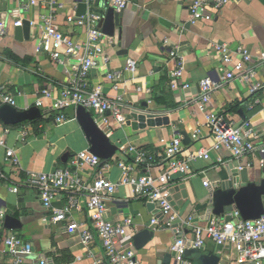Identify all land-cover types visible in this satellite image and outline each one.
Returning <instances> with one entry per match:
<instances>
[{
  "label": "crops",
  "instance_id": "crops-1",
  "mask_svg": "<svg viewBox=\"0 0 264 264\" xmlns=\"http://www.w3.org/2000/svg\"><path fill=\"white\" fill-rule=\"evenodd\" d=\"M59 1L61 7L55 10V23L62 34L76 42H85L88 28H80L77 23L82 17L97 13L100 15L104 40L113 41L110 47L106 42V51L112 57V62L91 72L88 78L90 88L101 87L104 96L110 100L122 98L126 106L124 116L132 107L166 114L171 120L169 126L135 131L131 126H120L110 116L108 124L100 127L119 151L106 163L108 166L104 164V167H108L106 176L114 183L120 181L122 172L119 163L128 160L126 151L131 146L150 156L149 164L138 168V175L157 176L167 144L174 137H182L178 132H186L191 139L187 149H207L211 159L194 162L192 171L195 175L192 178L184 181L183 176L179 175L169 183L170 191L176 190L172 194V201L178 208L176 212L181 221L192 217L195 226L208 225L210 216L204 206L213 188L205 187V180L214 186L216 182L221 184L230 177L232 164L239 170L247 169L251 181L264 172V166L260 164L264 155L260 151L242 160L226 152L215 151L208 116H223L237 124H251L258 134L256 147H263L264 70H257L249 84L238 80L223 82L212 94L211 102L206 104H202L200 82L207 78L220 81L227 71L222 65L221 55L216 52V45L227 44L232 50L241 45L255 52L264 50V0H232L222 10L211 8V21L195 23L189 12L193 0H129V6L123 10L122 30L120 26H115L113 36L104 31V23L101 26L111 7L99 0L90 3L83 0ZM29 2L0 0V18L7 26L6 35H0V89L4 88L15 99L14 107L19 110L36 106L40 90L50 89L58 98L62 86L73 79L71 67L76 62L74 57L65 55L64 63L60 64L49 53L38 52L41 38L39 27L43 25V16L51 12L49 6L41 1L22 16L14 15ZM18 20L30 23L29 40L23 34L17 37L14 24ZM172 53L178 54L185 65L184 76L177 90L170 86L169 73L177 68L180 59L173 58ZM129 59L136 61L138 68L133 74H124L119 89L115 91V83L107 81L106 75L112 70H124ZM256 65L254 60L251 67ZM183 84H189V88L183 89ZM252 85L260 87L253 92ZM40 110L43 121L38 124L26 122L8 126L0 121V141L6 143L5 147L0 146V222H4L3 215L9 214L22 223L19 230H8L4 228V223L0 225V264H19L16 258L3 253L1 242L9 235L20 237L33 248L32 254L22 255L21 264H40L44 259L49 264H98L104 260L100 240L95 238L91 244L84 246L79 235L67 231L65 223L44 224L42 220L50 212L44 208L39 190L30 185H20L33 176L67 167L72 154L90 151V144L76 119L77 109L64 110L68 119L61 124L54 122V113L50 117L44 109ZM197 129L201 130V136L196 141L192 137ZM8 149L16 151L21 166L14 167L6 161ZM219 158L222 162H219ZM83 173L87 181L94 182L99 171L93 169ZM15 186L19 187L18 193L11 191ZM66 203L65 192L60 193L52 210L63 209ZM106 206L109 221L119 223L131 216L138 225V232L144 229L155 232L154 239L141 250L134 247L133 238L121 242L120 250L131 258V264H178L171 248L178 239L177 234L191 235L189 227L181 224L177 228L178 233H175L173 228L165 230L152 226L154 218L165 219L154 205L138 198L131 186H120L114 200L107 202ZM75 219L89 228L85 210L76 213ZM200 252L229 257L230 264H236L238 258L236 247H218L209 240ZM167 255L170 256L168 260ZM186 261V264H198Z\"/></svg>",
  "mask_w": 264,
  "mask_h": 264
},
{
  "label": "built area",
  "instance_id": "built-area-1",
  "mask_svg": "<svg viewBox=\"0 0 264 264\" xmlns=\"http://www.w3.org/2000/svg\"><path fill=\"white\" fill-rule=\"evenodd\" d=\"M41 1L49 6L51 13L42 18L43 25L39 27L41 38L38 52L49 53L51 58L60 64L64 63L65 55L74 57L76 62L71 67L73 79L62 86L60 96L54 97V93L50 89L40 90L37 93L36 106L44 109L48 116L54 113L52 117L56 124L67 121L68 118L64 113L67 108L83 107L94 114L99 126L108 124L110 116L120 126H127L126 116H124L126 106L122 98L117 97L115 100H110L104 96L101 87L90 88L88 85V78L93 70L108 66L112 62V57L106 51V42L110 47L113 41L111 39L104 40V33L100 28V15L91 13L78 21V27H87L88 33L85 42H76L62 34L55 23L57 14L55 10L61 7L59 0H30L29 4L14 15L22 16ZM83 1L90 3L92 0ZM99 1L118 12L129 6V0ZM231 1L193 0L189 7L192 22L211 21L213 16L210 9L222 10ZM22 26V20H18L14 24V27ZM6 33V23L0 18V35H6ZM215 48L216 52L221 55L222 65L227 71L220 81L207 78L200 82L202 104L211 102L212 94L222 86L223 82L231 83L238 80L249 84L257 70H264V50L255 52L242 45L232 50L227 44H218ZM82 54L84 55L82 56ZM172 57L180 59L177 68L169 73L170 86L173 90H177L180 87L179 81L184 76L185 65L178 54L172 53ZM254 60L257 65L251 67ZM137 68V62L129 59L124 70L109 71L106 80L114 82L113 89L117 91L124 74H133ZM259 87V85H252L251 88L255 92ZM182 88H189V84H183ZM0 100L3 104L11 106H15L16 103L4 88L0 89ZM129 109V112L134 110L132 107ZM208 125L214 140L213 149L215 151L226 152L239 160L251 156L255 151H260L264 155V146L256 147L255 141L258 134L251 124H237L226 120L223 116L211 115L208 116ZM200 136L201 130L197 129L192 138L197 141ZM0 146H6L4 140L0 141ZM126 155L129 156L128 160L119 163L122 175L118 183L112 182L106 176L107 162L104 163L89 150L72 154L67 167L33 176L20 183V185H30L39 190L41 202L44 208L50 212L42 220L44 224L65 223L67 231L70 234L79 235L84 246L91 244L95 238L100 240L104 260L98 264H131V258L122 254L120 244L138 233V225L131 216L124 218L119 223L109 221L106 206L107 202L114 200L120 186H131L138 198L157 208L159 215L165 220L162 221L156 217L151 222L152 226L171 230L173 223L180 219V216L172 205L169 183L179 175L183 176L184 181L192 178L195 175L192 171V164L199 160L208 161L211 159L210 151L207 149L188 150L180 136L174 137L167 144L165 157L162 160L163 164L157 176L138 175V168L149 164L150 156L147 152L136 146H131L126 151ZM6 161L11 166H21V159L13 149H8ZM219 162H222L221 158H219ZM104 164L107 166L104 167ZM260 164L264 166V159ZM248 166L250 167V165ZM93 169H97L99 174L94 182H89L84 178L83 171ZM217 185L219 184L216 182ZM204 186L215 187L209 180L204 181ZM11 191L18 193L19 187L15 186ZM63 192L67 197L66 206L60 210H52L58 195ZM84 210L88 214L89 228L77 223L75 219L76 213ZM193 221L192 217L182 221V226L189 227L192 233L188 237L182 236L177 239L171 248L176 255L178 264L187 263L185 255L190 250H204L208 240L218 247L229 245L236 247L238 250L236 264H264V215L258 220L248 221L243 219L240 211L234 209L226 213L223 219L214 218L205 226H195ZM2 224L0 222V225ZM1 245L3 253L16 258L19 264L23 263L22 255L33 253L32 246L16 235L7 236ZM40 264H49V262L44 259Z\"/></svg>",
  "mask_w": 264,
  "mask_h": 264
},
{
  "label": "water",
  "instance_id": "water-1",
  "mask_svg": "<svg viewBox=\"0 0 264 264\" xmlns=\"http://www.w3.org/2000/svg\"><path fill=\"white\" fill-rule=\"evenodd\" d=\"M124 13L116 12L113 8L108 10L105 20V32L114 35V27L122 25ZM17 37L24 35L27 40L30 39V23L23 22L22 27L16 28ZM43 118L40 108L33 106L27 110H19L9 104L0 105V121L8 126H18L26 122L39 121ZM76 119L79 122L89 144L90 152L99 157L104 163L109 162L118 153L119 148L112 143L108 135L97 124L91 112L83 107L77 108ZM127 126L133 130H145L147 128H156L169 126L171 120L166 114H155L144 110L134 109L126 116ZM182 135L185 146H189L191 139L186 132H178ZM230 177L221 184L215 186L209 191L208 202L204 206L210 216V222L214 218L223 219L225 214L234 209L240 211L244 220H258L264 215V172L251 181L249 171L245 168L239 170L233 164L230 166ZM175 194L176 190H171ZM172 200V198H171ZM175 211L178 208L172 201ZM4 228L8 230H19L22 223L9 214L3 215ZM229 220V218H226ZM209 222V223H210ZM182 224L181 219L173 223L175 233L177 228ZM178 239L182 234H177ZM155 237V232L150 229H144L133 237V244L137 250L143 249ZM172 256H176L172 254ZM170 256L167 255V260ZM186 260L197 262L198 264H230L229 257H223L220 254L204 253L200 251L188 252L185 255ZM254 264V263H250Z\"/></svg>",
  "mask_w": 264,
  "mask_h": 264
},
{
  "label": "trees",
  "instance_id": "trees-1",
  "mask_svg": "<svg viewBox=\"0 0 264 264\" xmlns=\"http://www.w3.org/2000/svg\"><path fill=\"white\" fill-rule=\"evenodd\" d=\"M43 120H40V121H34V122H30V123H34V124H38V123H41Z\"/></svg>",
  "mask_w": 264,
  "mask_h": 264
},
{
  "label": "rangeland",
  "instance_id": "rangeland-1",
  "mask_svg": "<svg viewBox=\"0 0 264 264\" xmlns=\"http://www.w3.org/2000/svg\"><path fill=\"white\" fill-rule=\"evenodd\" d=\"M198 251V250H195V252Z\"/></svg>",
  "mask_w": 264,
  "mask_h": 264
}]
</instances>
